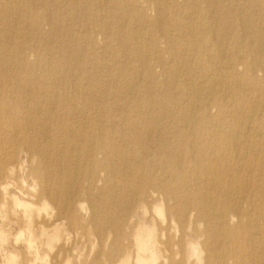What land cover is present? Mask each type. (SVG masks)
Segmentation results:
<instances>
[{
  "label": "rangeland",
  "instance_id": "obj_1",
  "mask_svg": "<svg viewBox=\"0 0 264 264\" xmlns=\"http://www.w3.org/2000/svg\"><path fill=\"white\" fill-rule=\"evenodd\" d=\"M263 203L264 0H0V264H137L146 227L157 264H264Z\"/></svg>",
  "mask_w": 264,
  "mask_h": 264
},
{
  "label": "bare ground",
  "instance_id": "obj_2",
  "mask_svg": "<svg viewBox=\"0 0 264 264\" xmlns=\"http://www.w3.org/2000/svg\"><path fill=\"white\" fill-rule=\"evenodd\" d=\"M176 7V6H175ZM183 12L179 9V10H177L176 11V13H174V14H178V15H181ZM19 16V15H18ZM9 23V22H8ZM217 23V22H216ZM244 24H243V30H244V33H246L245 35H248L249 34V26L246 24V22H243ZM248 23V22H247ZM216 24H212L211 25V29H213V30H211V31H213V33L215 32V30H216V26H215ZM228 26V25H227ZM143 25L142 24H137L136 25V28H135V38L137 39V40H139V38L142 36V33H144L143 32ZM61 29V28H60ZM252 36V35H251ZM10 37V36H9ZM246 37V36H245ZM11 39V38H10ZM141 39V38H140ZM86 40V39H85ZM246 42V41H245ZM252 42V41H251ZM250 42V43H251ZM249 44V43H248ZM261 46V45H260ZM73 49H74V47H73ZM141 51V50H140ZM139 51V52H140ZM223 51V50H222ZM259 51V50H258ZM172 54V53H171ZM82 55V54H81ZM140 55V54H139ZM223 55V54H222ZM76 61V60H75ZM147 61V60H146ZM166 61V60H165ZM74 65V64H73ZM164 66V65H163ZM151 68H153V67H151ZM208 68V67H207ZM228 68V67H227ZM219 69V68H218ZM217 70V69H216ZM211 71L212 70H210V72L208 73V75L209 74H211ZM217 73V74H216ZM161 74V73H160ZM224 74H227V73H224L223 71H213V73H212V75H210L211 77L209 78L210 80H211V84L213 85V88L215 87V88H217V86H218V88H220L221 87V81H222V79H223V77L225 76ZM162 75V74H161ZM178 75V74H177ZM152 76V75H151ZM212 76H215L214 78H212ZM174 78H176L175 76H174ZM94 81V80H93ZM117 82V81H116ZM173 82H175V81H173ZM210 82V81H209ZM53 83V82H52ZM176 83V82H175ZM193 83V82H192ZM151 84V83H150ZM164 85V84H163ZM200 85V84H199ZM209 85V84H208ZM211 85V86H212ZM180 86V85H179ZM193 86V85H192ZM211 86L209 85L208 87H210V90H211ZM200 86H193V87H191L190 89H189V92L192 94V96H194V97H197V95L199 94L200 95V93H202L201 92V90H200V88H199ZM206 88V91H207V89L209 90V88ZM203 88V87H202ZM204 89V88H203ZM166 90V89H165ZM172 91H173V89H171ZM209 90V91H210ZM163 91H164V89H163ZM200 91V92H199ZM205 91V92H206ZM208 91V92H209ZM213 92H214V89L212 90ZM212 91H211V93H212ZM168 92V91H167ZM207 93V92H206ZM210 93V92H209ZM210 93V94H211ZM187 94V93H186ZM207 95H208V93H207ZM201 97V96H200ZM164 99H165V97H164ZM199 99V98H198ZM174 100V99H173ZM196 100V99H195ZM200 100V99H199ZM175 101V100H174ZM199 102V101H198ZM242 102H244V101H242ZM241 102V103H242ZM163 103V102H162ZM195 104H196V102H195ZM243 104V103H242ZM174 106V105H173ZM236 106H238V104H236ZM240 106V105H239ZM201 107V106H200ZM221 107V106H220ZM197 108V107H196ZM157 109V108H156ZM195 109V108H194ZM222 109V108H221ZM242 109V108H241ZM244 109V108H243ZM193 110V109H192ZM196 110V109H195ZM54 111V110H53ZM169 112V111H168ZM167 112V113H168ZM193 112V111H192ZM224 112V111H223ZM148 113V112H147ZM197 113V112H196ZM195 113V114H196ZM208 112L207 111H204V113H203V115H206ZM51 114V113H50ZM170 114H171V112H170ZM191 114V116H192V113H190ZM194 114V115H195ZM251 114V113H250ZM202 115V116H203ZM187 116V115H186ZM188 117V119H187V121H186V124H185V126L186 127H191V128H193L194 127V122H195V120L193 119V117H195V116H193V117ZM156 117V116H155ZM172 117V116H171ZM174 117V116H173ZM251 117V116H250ZM170 117H169V115H167V114H163V112L162 113H160V114H158V116H157V119L156 120H151V121H147V120H145V119H143L144 121H141L140 122V124L143 126V128L146 130H150V129H153L154 131H156L157 132V134L159 135L161 132V130H162V125H163V123H164V121L166 120V119H169ZM252 118V117H251ZM176 119V118H175ZM178 119V118H177ZM184 119V118H183ZM252 120V119H251ZM251 120H249V121H251ZM170 122V121H169ZM74 123V122H73ZM183 123V122H182ZM196 124V123H195ZM169 125V124H168ZM173 125V124H172ZM178 125V124H177ZM184 126V125H183ZM184 126V127H185ZM81 127H83V126H81ZM200 127V126H199ZM239 127V126H238ZM164 128V127H163ZM195 128V127H194ZM193 128V129H194ZM208 128V127H207ZM48 129H49V127H48ZM90 129V128H89ZM166 129V128H165ZM192 129V130H193ZM200 129V128H199ZM60 130V129H59ZM85 130H86V128H85ZM176 130H178V129H176ZM186 130V129H185ZM191 130V129H190ZM195 130V129H194ZM193 130V131H194ZM188 131V130H187ZM198 131V130H197ZM169 132V131H168ZM237 132V131H236ZM248 132V131H247ZM191 133L193 134V133H195V132H192L191 131ZM190 133V134H191ZM221 133V132H220ZM237 133H239V132H237ZM143 134V133H142ZM229 134V133H228ZM218 135V134H217ZM247 135V134H246ZM78 137V136H77ZM186 137V136H185ZM188 137H189V135H188ZM190 137H191V135H190ZM195 137V136H194ZM234 137H235V140H234V142L233 143H231V145H233L234 147L235 146H238V144H237V141H236V136L234 135ZM79 138H81V137H79ZM191 139V138H190ZM193 139V138H192ZM149 140H150V138H149ZM190 141V140H189ZM149 142V141H148ZM184 142V141H183ZM191 142H193V141H191ZM190 142V143H191ZM244 143V142H243ZM243 143H241V144H243ZM190 145V144H189ZM248 146V145H247ZM183 147V146H182ZM194 147V146H193ZM192 147V148H193ZM240 148V147H239ZM238 148V149H239ZM237 148H236V151L238 150ZM248 149V148H247ZM193 150V149H192ZM258 150V149H257ZM79 150H77L72 144H69L68 146H67V148H66V150H65V154L66 155H69L70 157L71 156H73L74 158H75V160H76V162L78 163V160H79V152H78ZM183 153V152H182ZM238 154V153H237ZM42 155V154H41ZM204 155L205 156H208V153H204ZM70 159V158H69ZM238 159V158H237ZM244 159V158H243ZM46 160V159H45ZM242 160V159H241ZM75 171V170H74ZM216 178L218 179L219 177H218V175L216 176ZM206 181V180H205ZM169 182V181H168ZM238 182V180L236 179V183ZM74 183V182H73ZM231 183V182H230ZM78 184V183H77ZM190 187V186H189ZM238 188V187H237ZM206 198V197H205ZM243 198V197H242ZM65 199V198H64ZM162 199V198H161ZM210 199V198H209ZM245 199V198H244ZM198 200H199V198H198ZM207 200V199H206ZM211 200V199H210ZM67 201V200H66ZM244 201V200H243ZM161 201H159V203H160ZM245 202V201H244ZM161 205L163 204V203H160ZM22 206H24L26 209L28 208L26 205H24V204H21ZM158 206H160V205H158ZM163 206V205H162ZM209 207V206H208ZM164 208V207H163ZM213 209V208H212ZM215 209V208H214ZM262 210H263V212H264V203L262 204ZM188 211H189V209H188ZM187 211V212H188ZM93 212V211H92ZM235 212V211H234ZM156 213L160 216V217H162L163 219H162V221L164 220V217L162 216L163 215V213H162V209H161V207H159V208H157V211H156ZM194 213V212H193ZM192 213V214H193ZM184 214V213H183ZM191 215V214H190ZM187 216V215H186ZM215 217V216H214ZM156 218V217H155ZM191 218V217H190ZM230 218H231V216H230ZM170 219H172V217H170ZM174 219V218H173ZM186 219V218H185ZM235 219V218H234ZM189 220H191V219H189ZM211 220V219H210ZM209 220V221H210ZM223 220H227V219H223ZM230 220H232V219H230ZM172 221V220H171ZM161 223V222H160ZM227 223H228V221H221V222H217V223H215V225L219 228V227H225L226 225H227ZM246 224V223H245ZM202 226V225H201ZM152 227H154V226H152ZM151 227V228H152ZM214 230H216V229H214ZM155 231H156V229H149V228H139L138 229V231H137V233H136V244H137V248H138V251L140 252V253H142V254H149L150 255V257L149 258H146V257H140V256H138L137 257V264H157V261H158V259H160L159 258V256H158V254H159V251H157V249L155 248L156 247V245H157V240H156V236H155ZM164 233V232H163ZM170 233V232H169ZM189 233V232H188ZM214 233V232H213ZM215 233H216V231H215ZM251 233V232H250ZM252 235V234H251ZM52 236V235H51ZM212 236V235H211ZM193 237H195V236H193ZM213 237V236H212ZM52 239H55L56 238V236H52L51 237ZM223 238V237H222ZM50 239V238H49ZM189 240V239H188ZM31 241V240H30ZM190 241H192V240H190ZM223 241V240H222ZM189 243V242H188ZM192 243V242H191ZM195 244V243H194ZM48 245V244H47ZM189 245V257L187 258V259H189L190 260V257H196L197 258V262H195L194 264H200L201 262H200V257H199V255H200V250L201 249H199L198 247H196V246H194V245H192V244H188ZM197 245V244H196ZM219 248V247H218ZM29 249H30V245H29ZM215 249V248H214ZM217 250V249H216ZM137 251V250H136ZM138 252V253H139ZM203 252V251H202ZM211 257L209 256L208 257V259H210ZM186 260V259H185ZM184 260V264H186V261ZM264 262V261H263ZM12 263V262H11ZM192 264V263H191ZM206 264H210V260H207V262H206Z\"/></svg>",
  "mask_w": 264,
  "mask_h": 264
}]
</instances>
